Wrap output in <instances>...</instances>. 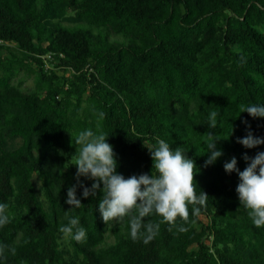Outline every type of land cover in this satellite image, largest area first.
<instances>
[{"label":"trees","instance_id":"16d2710c","mask_svg":"<svg viewBox=\"0 0 264 264\" xmlns=\"http://www.w3.org/2000/svg\"><path fill=\"white\" fill-rule=\"evenodd\" d=\"M250 104L264 105V0H0V203L10 217L0 264H264V227L240 204L238 175L224 170L235 157L243 171L244 153L264 152L236 142L244 121L264 137V118L240 113ZM87 129L109 135L125 178L151 175L158 139L195 161L197 194L209 198L199 216L189 205V222L177 220L186 232L160 223L144 243L128 217L103 222L101 192L84 198L77 187L82 206L66 203ZM208 133L223 155L205 167ZM69 217L85 242L59 231Z\"/></svg>","mask_w":264,"mask_h":264},{"label":"clouds","instance_id":"9594fccd","mask_svg":"<svg viewBox=\"0 0 264 264\" xmlns=\"http://www.w3.org/2000/svg\"><path fill=\"white\" fill-rule=\"evenodd\" d=\"M245 112L253 118H264V105H241L240 113ZM103 115L101 112L100 117L103 118ZM217 115L216 111L210 113V128L217 127ZM244 123L248 128L247 135L237 138L236 142L246 149L264 145V137L255 136L248 122ZM207 136L208 158L205 167L214 164L223 155L222 150L217 149L219 141L215 140V135L208 133ZM108 137L106 133H95L91 129L79 132L75 141L79 147L72 156L75 160L73 165L77 168V183L68 188L66 203L71 208L82 206L77 198V187L83 189L84 198L101 192L102 199L98 203V210L103 222L107 225L111 221L120 222L128 217L131 238L137 240L143 237L144 243L150 242L158 234L160 223L168 224L169 231L176 228L179 232H186L188 229L178 225L177 220L184 224L189 222V205L193 206L191 214L199 216L201 208L206 207L209 198L202 190L197 194L195 161L188 158L181 147L173 149L164 139H158L157 146L149 149L153 161L151 175L142 173L125 178L117 172V154L113 145L107 142ZM243 159L247 164L243 171L237 167L235 157L224 164V170L226 173L235 172L238 175V199L247 210L252 224L259 229L264 227V152H257L254 157L244 153ZM81 177L93 181L91 187L85 186L80 180ZM7 208V204L0 203V227L10 222ZM153 214L161 217L160 222L144 224V218ZM59 231L65 239L77 243H83L87 238L79 218L69 217L68 224L62 225ZM6 247L0 245V258H4ZM10 251L15 255L14 247Z\"/></svg>","mask_w":264,"mask_h":264},{"label":"rangeland","instance_id":"374dc122","mask_svg":"<svg viewBox=\"0 0 264 264\" xmlns=\"http://www.w3.org/2000/svg\"><path fill=\"white\" fill-rule=\"evenodd\" d=\"M115 38L120 39L119 36H116ZM22 86L24 88L32 86V76L30 78L25 79V82L23 83ZM73 162L75 163V160H73ZM33 180H34L35 186L37 187L38 192L41 194V190H40V187H39V180H38V178H37V176L35 174H34ZM114 222H116V221H114ZM112 224H113V222H112ZM110 226H112V225L110 224ZM112 242H113V238L111 236V233L108 232L106 234L105 240H103L101 245L105 246V245H107L109 243H112Z\"/></svg>","mask_w":264,"mask_h":264}]
</instances>
